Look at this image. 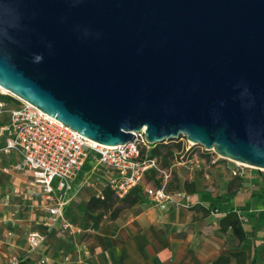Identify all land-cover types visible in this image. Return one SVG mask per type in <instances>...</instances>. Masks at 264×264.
I'll use <instances>...</instances> for the list:
<instances>
[{
	"label": "water",
	"instance_id": "95a60500",
	"mask_svg": "<svg viewBox=\"0 0 264 264\" xmlns=\"http://www.w3.org/2000/svg\"><path fill=\"white\" fill-rule=\"evenodd\" d=\"M0 87L99 144L264 170V0H0Z\"/></svg>",
	"mask_w": 264,
	"mask_h": 264
},
{
	"label": "crops",
	"instance_id": "0c3cea01",
	"mask_svg": "<svg viewBox=\"0 0 264 264\" xmlns=\"http://www.w3.org/2000/svg\"><path fill=\"white\" fill-rule=\"evenodd\" d=\"M7 120L8 114L0 113V125ZM3 138L0 136V143ZM20 161L21 155L17 152L0 153V264H5L12 255L24 257L29 233L39 230L45 235V250L31 253L27 263L41 264L39 260L43 257L46 259L44 264H62L65 257L59 253L58 242L76 237L83 229L76 219L69 216L73 201L80 198L86 202L98 196L86 186L97 163L80 179L82 170L79 172L69 192L66 217L77 228V232L71 235L59 226L49 228L44 225L47 211L42 187L34 184L31 174L13 168ZM104 173L109 181L112 171L105 168ZM33 192L41 198L27 200L26 197L30 198ZM259 196L263 198L264 192ZM146 198L151 199L149 196ZM217 205L214 203V206ZM236 206L232 205L229 210L239 209ZM222 216L213 212L204 216L201 211L199 216L194 217L188 209L178 210L165 202L153 204L142 200L116 219H104L83 246L66 254L69 259L67 264H212L220 256L239 248L246 251L250 261L253 245L239 247L231 230L222 232L219 226ZM262 239L263 236H258L257 241Z\"/></svg>",
	"mask_w": 264,
	"mask_h": 264
},
{
	"label": "built area",
	"instance_id": "2783aa9c",
	"mask_svg": "<svg viewBox=\"0 0 264 264\" xmlns=\"http://www.w3.org/2000/svg\"><path fill=\"white\" fill-rule=\"evenodd\" d=\"M2 94L13 96L9 92H3L0 87V96ZM12 98L15 101L6 96L0 98V113L8 114L7 122L0 125V136L4 137L0 151L6 154L19 153L21 161L13 168L31 174L34 184L42 187L47 211L44 221L46 227L59 226L62 231L71 235L77 232L76 225L66 217L70 199L68 195L73 182L92 155L97 157L94 168L101 166L112 171L108 185L119 198H123L131 189L141 184L150 170L162 171L159 166L160 157L152 154L156 144L147 140L144 130L136 132L132 142L107 146L87 139L35 105L16 96ZM186 143L192 144L188 139ZM235 163L233 176L243 177V166L247 165ZM145 189L147 196L156 203L165 202L176 208L195 203L194 195L185 189L171 192L166 184L160 187L147 186ZM235 210L244 222L248 221L243 211ZM212 212L221 213L218 209H213ZM27 240L26 255L15 256L7 264H25L31 253L44 252L45 235L40 230L29 233ZM39 261L41 264L46 263L43 257Z\"/></svg>",
	"mask_w": 264,
	"mask_h": 264
},
{
	"label": "rangeland",
	"instance_id": "374dc122",
	"mask_svg": "<svg viewBox=\"0 0 264 264\" xmlns=\"http://www.w3.org/2000/svg\"><path fill=\"white\" fill-rule=\"evenodd\" d=\"M2 95L13 97L6 94ZM186 139L184 137V139L167 140L164 142L165 144L160 146L162 158H160L159 166L162 171L155 170V173L148 174L147 186L157 187L166 184L167 189L174 192L183 188L185 182L195 181L198 188V192L193 194L195 203L192 202L194 204L188 207L177 208L178 210L188 209L196 217L201 214L203 205L211 207L212 210L218 209L222 216L232 205L236 204V207L247 215L246 227L250 229L251 225L256 224L258 236L262 237L264 235V197L261 198L259 195L264 192V170L243 166L245 175L243 177L233 176L232 170L236 166L234 160L226 159L213 150H206L202 145L187 144ZM3 144L4 138L0 147ZM0 153L6 154L1 151ZM96 163L97 157L92 155L82 168L79 179L85 173L90 172ZM104 169L101 166L96 168L86 183V186L94 194H101V190L108 184ZM146 197V195L143 196L144 201L157 204ZM26 198L32 200L41 197L38 193L33 192L30 194V198ZM84 202L85 200L80 198L75 199L72 203L73 208L68 211L69 216L76 219V223L83 229L76 237H67L58 242L59 253L65 257L62 264L69 262L67 253L69 254L71 250L83 246L84 242L88 241L96 231L92 228V222L86 219L81 210V204ZM214 203H218V205L214 206ZM15 256L23 257L21 255L9 256L5 264ZM25 264L28 263L25 262Z\"/></svg>",
	"mask_w": 264,
	"mask_h": 264
},
{
	"label": "trees",
	"instance_id": "16d2710c",
	"mask_svg": "<svg viewBox=\"0 0 264 264\" xmlns=\"http://www.w3.org/2000/svg\"><path fill=\"white\" fill-rule=\"evenodd\" d=\"M0 98H4V96H0ZM8 98L15 101L12 97ZM163 144L165 143L156 144L152 149V154L162 158L160 146ZM150 173H155V170H150L146 174L143 182L131 189L123 198L117 197L109 185H107L102 195L93 196L90 200L82 203L81 210L86 219L89 222H92V228L96 230L104 219L114 220L133 205L142 202L143 196H147L145 188L147 186V177ZM160 186L161 185H158V187ZM181 189H185L192 194L198 192L195 181L185 182L184 187ZM201 211L204 216H207L212 212V209L208 206L202 205ZM219 226L220 230L224 233L231 230L232 236L239 243V247L243 244H252L253 255L249 261L246 251L239 248L236 251H230V253L220 256L212 264H264V235L262 241L260 240V242H258V231L255 224L248 229L246 227V222L241 219L238 212L235 209H231L223 214ZM233 259L234 262H232Z\"/></svg>",
	"mask_w": 264,
	"mask_h": 264
},
{
	"label": "bare ground",
	"instance_id": "6f19581e",
	"mask_svg": "<svg viewBox=\"0 0 264 264\" xmlns=\"http://www.w3.org/2000/svg\"><path fill=\"white\" fill-rule=\"evenodd\" d=\"M1 90H2L3 92H7V90H6V89H4V88H2V87H1Z\"/></svg>",
	"mask_w": 264,
	"mask_h": 264
}]
</instances>
